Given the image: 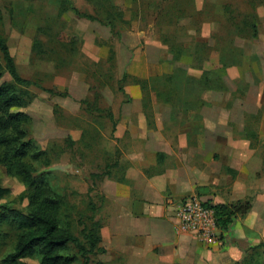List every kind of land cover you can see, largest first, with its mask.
<instances>
[{
	"label": "rangeland",
	"instance_id": "obj_1",
	"mask_svg": "<svg viewBox=\"0 0 264 264\" xmlns=\"http://www.w3.org/2000/svg\"><path fill=\"white\" fill-rule=\"evenodd\" d=\"M59 2L0 0V35L21 77L67 93L57 97L30 86L34 99L23 110L32 119L31 137L48 150L47 165L34 164L35 176L60 195L61 226L83 240L85 224L98 222L100 179L92 174L113 162L115 140H200L192 130H206L201 109L208 106L213 121L220 119L218 128L210 122L209 139L217 134L240 156L254 154L243 180L259 193L229 204L250 205L236 217L244 221L257 203L254 217L263 214L258 228L264 233V0H72L90 16L109 4L119 8L112 32L69 12L59 15ZM9 80L4 72L0 83ZM140 80L150 86L142 89ZM239 104L252 113H235ZM0 184L7 189L1 203L26 212L29 193L20 178L0 167ZM1 233L0 264H9L18 231L4 225ZM242 247L231 264H264V235ZM68 253L77 256L74 264L84 262L77 248ZM101 254L89 264H103ZM16 264L41 262L30 256Z\"/></svg>",
	"mask_w": 264,
	"mask_h": 264
},
{
	"label": "crops",
	"instance_id": "obj_2",
	"mask_svg": "<svg viewBox=\"0 0 264 264\" xmlns=\"http://www.w3.org/2000/svg\"><path fill=\"white\" fill-rule=\"evenodd\" d=\"M209 109H201L206 130L202 128L201 134L192 130V138L200 136V140H115L119 145L112 163L116 166L97 181L101 263L231 264L247 249L242 246L262 239L258 225L263 214L258 215L260 220L254 217L257 203L244 221L234 220L217 245H203L194 236L176 231L174 209L185 199L229 204L253 196L252 190L254 195L259 193L255 184L243 180L254 154L240 156L235 144L228 148L215 132L210 140L209 124L216 121ZM243 110L252 113L246 104H239L234 112L242 114ZM219 121L218 117L213 128L219 127ZM224 166L225 172H236L234 178L222 172Z\"/></svg>",
	"mask_w": 264,
	"mask_h": 264
},
{
	"label": "trees",
	"instance_id": "obj_3",
	"mask_svg": "<svg viewBox=\"0 0 264 264\" xmlns=\"http://www.w3.org/2000/svg\"><path fill=\"white\" fill-rule=\"evenodd\" d=\"M119 10L116 6L109 4L108 8H98L95 16H90L80 13L72 0H60L58 14L69 12L78 17L96 21L112 32L115 29L114 19L121 20ZM195 56L200 58L201 54ZM0 57L2 60L0 80L4 72L10 77L8 82L0 83V167L5 169L8 176L20 178L29 193L27 211L22 212L9 204L1 203L7 194V189L0 184V236L4 225L14 226L18 231L13 251L7 257L8 262L16 264L20 259L36 256L41 264H74L77 256L69 254L68 251L71 247H75L84 258L82 264H89L90 256L104 253V250L98 246L100 224L93 222L91 218L90 224H85L82 229L83 240L76 237L67 227L61 226L59 217L63 202L60 195L41 178V175L35 176L34 164L47 165L45 157L48 150L40 148L31 137L32 119L23 111L34 99L28 88L41 87L21 77L6 40L1 35ZM204 74L206 75V72H203ZM123 78H126V75ZM198 81L199 84H205L203 78ZM148 82V80H140L138 84L142 89H147L150 86ZM153 82H157V78H154ZM155 87L154 85L153 90L156 89ZM41 89L53 96H67L66 92ZM81 103L87 105L86 101ZM56 109H58L57 106H55ZM109 116L111 117V114ZM115 166L116 163L106 164L102 172L92 174V177L101 179L108 176ZM210 207L214 210L216 225L221 233L229 230L237 215H244L250 209L249 204L242 205L240 202L210 205ZM90 209L94 211L95 207L91 206Z\"/></svg>",
	"mask_w": 264,
	"mask_h": 264
},
{
	"label": "built area",
	"instance_id": "obj_4",
	"mask_svg": "<svg viewBox=\"0 0 264 264\" xmlns=\"http://www.w3.org/2000/svg\"><path fill=\"white\" fill-rule=\"evenodd\" d=\"M176 231L194 236L201 244L214 246L220 234L213 208L198 198H188L174 209Z\"/></svg>",
	"mask_w": 264,
	"mask_h": 264
}]
</instances>
